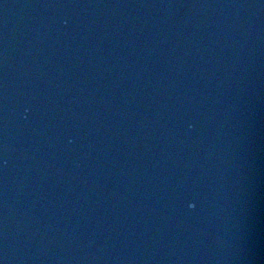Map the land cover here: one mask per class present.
Wrapping results in <instances>:
<instances>
[{
    "label": "water",
    "instance_id": "obj_1",
    "mask_svg": "<svg viewBox=\"0 0 264 264\" xmlns=\"http://www.w3.org/2000/svg\"><path fill=\"white\" fill-rule=\"evenodd\" d=\"M0 264H264V0H0Z\"/></svg>",
    "mask_w": 264,
    "mask_h": 264
}]
</instances>
